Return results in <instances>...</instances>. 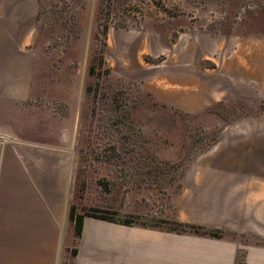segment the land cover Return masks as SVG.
I'll use <instances>...</instances> for the list:
<instances>
[{
    "label": "crops",
    "instance_id": "0c3cea01",
    "mask_svg": "<svg viewBox=\"0 0 264 264\" xmlns=\"http://www.w3.org/2000/svg\"><path fill=\"white\" fill-rule=\"evenodd\" d=\"M166 9L106 26L103 60L111 73L183 115L264 100V28H256L253 16L223 23L216 16L226 11L220 5ZM38 10L39 0H0V109L15 120L1 126L0 264L57 263L76 160L69 125L54 143L37 142L18 127L19 112L29 107L24 102ZM249 121L264 123L242 117L230 130L221 129L211 147L190 156L168 198L169 218L264 239V131L254 132ZM155 155L177 159L172 146ZM153 204L149 196L137 202ZM123 206L126 211V199ZM72 248V264H236L238 258L240 264H264L263 245L89 216Z\"/></svg>",
    "mask_w": 264,
    "mask_h": 264
},
{
    "label": "rangeland",
    "instance_id": "374dc122",
    "mask_svg": "<svg viewBox=\"0 0 264 264\" xmlns=\"http://www.w3.org/2000/svg\"><path fill=\"white\" fill-rule=\"evenodd\" d=\"M177 3L220 5L226 11L216 16L223 23L253 16L256 28H264V0H39L24 102L29 107L19 112L18 127L45 143H54V136L67 125L74 131L76 160L68 206L76 214L96 208L109 216L114 212L113 218L125 217L132 225L177 230L176 224L182 223L169 218L173 209L168 198L177 191L181 167L193 153L211 147L221 129L230 130L242 117L264 122V100L183 115L156 105L137 86L110 72L103 60L106 26L122 24L125 18L157 16L156 10L167 11L166 6ZM3 111L2 137L6 134L1 126L15 121L7 108ZM249 122L254 132L264 131V123ZM169 146L175 148V161L156 157L155 150ZM148 196L154 198L153 206L138 207V200ZM65 222L56 264H72L75 239L67 213ZM221 233L225 239L264 246L262 238Z\"/></svg>",
    "mask_w": 264,
    "mask_h": 264
},
{
    "label": "trees",
    "instance_id": "16d2710c",
    "mask_svg": "<svg viewBox=\"0 0 264 264\" xmlns=\"http://www.w3.org/2000/svg\"><path fill=\"white\" fill-rule=\"evenodd\" d=\"M173 165V164H172ZM154 165L152 164L151 167H153ZM173 167L178 168L179 166H177L176 164L173 165ZM102 187V186H101ZM105 189V188H104ZM99 209H92L80 214H76L74 211V207L72 205L68 206V210H67V220L70 223L71 227H72V232H73V237L74 239H76L79 234H80V230H81V224H82V219L84 216H89L92 218H96V219H100V220H106L109 222H114L117 224H122V225H127V226H131L132 225V221L122 217L120 219L117 218H113L112 215H114V212H111V215H107L108 212L106 211H101ZM142 224V223H141ZM177 227H179V229H165L167 231H174L176 233H184V232H190L193 233L195 235H199V236H205V237H213V238H220L222 236V233L220 230H216V229H206L203 228L201 226H195V225H185V224H176ZM75 254V249L71 248L70 249V255L71 257H73ZM240 260H237L236 264H240Z\"/></svg>",
    "mask_w": 264,
    "mask_h": 264
},
{
    "label": "bare ground",
    "instance_id": "6f19581e",
    "mask_svg": "<svg viewBox=\"0 0 264 264\" xmlns=\"http://www.w3.org/2000/svg\"><path fill=\"white\" fill-rule=\"evenodd\" d=\"M1 138H4V137H2V136H0ZM11 145V144H10Z\"/></svg>",
    "mask_w": 264,
    "mask_h": 264
}]
</instances>
